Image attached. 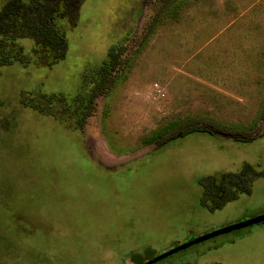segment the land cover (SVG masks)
Here are the masks:
<instances>
[{
  "label": "rangeland",
  "instance_id": "rangeland-1",
  "mask_svg": "<svg viewBox=\"0 0 264 264\" xmlns=\"http://www.w3.org/2000/svg\"><path fill=\"white\" fill-rule=\"evenodd\" d=\"M157 6L82 0L49 68L16 41L28 64L0 69V264H143L264 215V0H179L144 40ZM113 48L127 65L81 131L28 106L89 95ZM245 165L261 175L248 198L201 208L199 182ZM154 264H264V223Z\"/></svg>",
  "mask_w": 264,
  "mask_h": 264
},
{
  "label": "trees",
  "instance_id": "trees-1",
  "mask_svg": "<svg viewBox=\"0 0 264 264\" xmlns=\"http://www.w3.org/2000/svg\"><path fill=\"white\" fill-rule=\"evenodd\" d=\"M153 1L158 6L142 30L144 40L151 36L165 13L179 0ZM81 3L82 0H6L0 9V69L14 63L28 64L22 48L16 44L21 39L33 42L31 54L38 67L49 68L63 60L67 50L65 27L75 25ZM126 65L125 54L121 49L113 48L107 55V61L94 70L92 79L95 86L89 95H81L68 102L63 97L59 100L38 94L28 106L59 120L69 115L71 119L65 121L67 128L81 131L91 114L93 100L99 94L105 92L107 95L111 91Z\"/></svg>",
  "mask_w": 264,
  "mask_h": 264
},
{
  "label": "flooded vegetation",
  "instance_id": "flooded-vegetation-1",
  "mask_svg": "<svg viewBox=\"0 0 264 264\" xmlns=\"http://www.w3.org/2000/svg\"><path fill=\"white\" fill-rule=\"evenodd\" d=\"M255 174L252 167L245 165L239 172L227 173L220 175L218 179L212 178L199 182L198 186L202 191L199 205L206 209L208 214L214 215L216 212H222L228 206L236 203L241 197L243 199L248 198L252 194L255 180L261 176Z\"/></svg>",
  "mask_w": 264,
  "mask_h": 264
},
{
  "label": "water",
  "instance_id": "water-1",
  "mask_svg": "<svg viewBox=\"0 0 264 264\" xmlns=\"http://www.w3.org/2000/svg\"><path fill=\"white\" fill-rule=\"evenodd\" d=\"M261 223H264V215H262L260 217H257L255 219H252L250 221H247L245 223L234 225V226H231V227H228V228H225V229H221V230L215 231V232H213V233H211L209 235H205V236H203L201 238H198V239H196V240H194L192 242H189V243H186L184 245H181V246H179V247H177V248H175V249H173V250H171V251H169V252H167V253L159 256V257H157L156 259L152 260L151 262H147L145 264L156 263V262H158L160 260H163V259H165V258H167V257H169V256H171L173 254H176V253H178L180 251H183V250H185V249H187V248H189V247H191L193 245H197V244H200V243H202L204 241H207L209 239L215 238L217 236L229 234L231 232H235V231H238V230H241V229H245V228L253 226V225L261 224Z\"/></svg>",
  "mask_w": 264,
  "mask_h": 264
}]
</instances>
